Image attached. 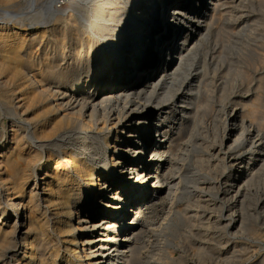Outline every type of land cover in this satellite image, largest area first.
<instances>
[{
    "label": "bare ground",
    "instance_id": "obj_1",
    "mask_svg": "<svg viewBox=\"0 0 264 264\" xmlns=\"http://www.w3.org/2000/svg\"><path fill=\"white\" fill-rule=\"evenodd\" d=\"M65 1L0 0V117L11 118L0 128V264H135L157 215L176 218L188 154L180 160L174 151L198 144L211 65L202 50L223 1ZM98 2L107 8L100 19L88 13ZM245 84L220 90V129L199 142L224 164L216 198H229L222 210H234L203 233L216 244L201 242L197 255L213 264L243 246L235 236L233 250L223 251L230 239L221 230L238 232L248 184L264 176L263 86Z\"/></svg>",
    "mask_w": 264,
    "mask_h": 264
},
{
    "label": "rangeland",
    "instance_id": "obj_2",
    "mask_svg": "<svg viewBox=\"0 0 264 264\" xmlns=\"http://www.w3.org/2000/svg\"><path fill=\"white\" fill-rule=\"evenodd\" d=\"M59 1H60L58 3L59 5H62V4H63L62 6L67 5L65 0H63V1L59 0ZM222 1H223V6H221V8L219 9V11L221 10L220 12H222V13L219 14V16L222 17L221 19L219 18L221 21H218L215 24V27H214L209 39L205 43V48L206 49L202 50V52L204 54H207V59H208V61H209V63L211 65H210V68H209V70H210L209 72L210 73L208 74L210 87H209V92H206V93H208V97H207V95H206V97L204 96L205 97L204 100L206 101L205 102L206 104L204 103L203 109H202V112H201L204 115V117H203V120H202V116L203 115L200 114L201 116H199V117H201V118H200V120L198 122V127H200V128H198V130L196 132V134H197L196 137L198 139V142H197L198 144L197 145H195V144L194 145H190L188 147L190 149H186V150H182V149L187 148V147H184L183 145H180L181 146V147L179 146L180 149H176V147H175V151H174V152H176V156L178 155L179 159L183 158L184 156H187V154H188V159L184 162L185 165L183 166L182 170H180V172L177 174V175H179V174L182 175L184 178L185 177L186 178L188 177V178H187V180H185L186 178L185 179L183 178L181 183L179 184L180 193H181L180 194L181 195L180 196L181 200H178L175 203L174 210H172V213H171V215H174L176 218H174V219L172 218L171 219L170 217H168L170 215V213L167 214L168 216H166V215L164 216L162 213H159L161 216L157 215V218L155 219V222L150 224L151 225V226H149L150 228H148L147 231H146V234H145L143 242H142L143 244H142V247H141V249H142L141 250V255H140L141 257L137 260V262L135 264H154V263H156V264H191V263L192 264H197V263L198 264H213L212 263L213 260L210 259V256L200 257L199 255H197V254H199V249H200L201 244L205 240H207V242H211V245L212 244H216V242H214L213 239L212 240L211 239H205L203 237V233H208V232L209 233H214V232H216L215 225L214 224L211 225L210 222L215 221L222 214L225 215L227 218H229L230 213L234 212V210H231V211L228 210L229 212L226 211V210L225 211L222 210L223 206H225V202L229 203V201H228L229 198H224L223 202L216 198L217 197V189L219 188V186L217 185L216 182L219 180L218 177L221 174V172L224 171V164L221 161H215L212 158L211 153L208 152L209 150L207 148H205V146L202 145L199 142H202L204 140L212 142L214 140V137H212L211 135H213L214 131H216V130L218 131L220 129L219 128V123H220V120L221 121L223 120V117L221 119V114H220V108H221L220 106L223 103V99L220 96L222 94V91H220L222 88H225V86H226V88L228 90L227 92L231 93L234 90L238 91L237 89H235V87H232L233 84H238L240 86L241 83H244V85L246 86L245 83L247 82V85L250 84L251 87H254V88H252L253 90H255L257 88L256 87L257 85H259V87L263 86V89L262 88H258V89H260L258 92H259V95L261 94V96L262 95L264 96V94H263V92H264V81H263V79H264V63L262 64V62H264L263 61L264 60V2H262L263 0H239V1L238 0H229V1L228 0H222ZM99 3L100 2L97 3L98 5L96 3L95 4L91 3L92 5L89 4V6H88V7H90V8H88V13L90 12L92 18L95 17L97 19H100L101 15H102V13H101L102 10H103V13H104V11H106V9H107L106 6H104L101 3L99 4ZM1 5L2 4H0V6ZM96 7L99 9L100 12L97 10ZM231 11H233V12H231ZM250 13H252V14H250ZM218 26H219V28H217ZM257 26H259V27H257ZM236 29H238V30H236ZM242 31L243 32L245 31V32L243 33ZM238 34H241V36L238 35ZM256 35H258V36H256ZM259 35H260V37H259ZM234 37H235L236 40H234ZM237 38H239V39H237ZM255 38H257V39L255 40ZM252 41H254V42L252 43ZM245 42L247 43L248 46H246ZM248 43L251 44V45H249ZM225 46H227L226 49H224ZM221 47L223 49H220ZM214 48H216V49L214 50ZM234 48H236V50ZM248 48H250V49H248ZM221 50H223V51H221ZM208 51H210V52H208ZM220 52H222V53H220ZM235 53H236V57L234 55ZM255 53H258V54H255ZM211 54H213V56ZM227 55H228V57H227ZM225 57H226V59H225ZM218 58H219V60H218ZM228 58H230V59H228ZM210 60H211V62H210ZM215 60H216L217 63L215 62ZM220 60L222 61V63H225V62L226 63L221 65L222 63H221ZM234 60L236 62H234ZM228 61L231 62V63H227ZM252 61H254L256 65ZM235 63H236V65H235ZM216 64H218V65H216ZM229 64H231V66L233 65L234 68L236 66L235 70ZM240 64H242V65H240ZM261 64H262V66H261ZM216 66H217L218 69H216V70L214 69V71H213V68H215ZM227 66H229V67H227ZM253 66L254 67L256 66L254 68V70H253ZM261 68H262V71H261ZM231 69H232V71H231ZM226 70L227 71L229 70V71L226 72ZM224 71L227 73V76H226V73ZM244 71H246V72L248 71V73H246ZM242 72H244V74ZM220 73H222V74H220ZM238 74L239 75L241 74V76H239ZM248 74L252 75V77H250L251 80L248 79L249 81L246 80V76ZM230 75H232V76L230 77ZM222 76H223V78H221ZM238 76L240 78L242 77L243 79L242 78L240 79ZM218 78L222 79V82L219 81ZM229 79H230V81H229ZM235 79H237V80H235ZM241 80L242 81L244 80V81L242 82ZM223 81L225 83H223ZM256 82H257V84H255ZM240 87L242 88V86H240ZM240 92H241V90H239V93ZM263 96H262V98L264 99ZM218 97H220V98H218ZM213 99H216V102H215V100L212 101ZM263 102H264V100H263ZM212 107H214V108H212ZM210 109H211L212 112L210 111ZM262 110H264V109H262ZM214 112H216V113H214ZM210 118H212V119H210ZM201 120H202V122H201ZM208 120H210V121H208ZM10 121H11L10 117H5V116L4 117H0V128L3 130V126L9 127ZM218 121H219V123H218ZM180 123H181L180 120H178L174 124V126H175L174 127V133H176V131L177 132L179 131L180 126H181ZM212 129H213V131H212ZM172 132H173V130H172ZM196 149H199L200 151H198ZM187 151H188V153H187ZM178 152L181 153V154H179ZM206 155H207V159L205 158ZM191 157H193V158H191ZM199 157H201L202 160ZM195 162H196V164H195ZM192 163H194V164H192ZM212 166L214 168H212ZM194 169H196V170H194ZM214 169H216V170H214ZM187 170L189 172H187ZM184 171H186V174H184L185 173ZM187 173H188V175H187ZM215 173H218L219 175L215 174ZM195 175H196V177H195ZM214 175H217V176H214ZM263 177L264 176H262L260 178H257L255 180H253L251 183H249L248 187H247V191L243 195L244 198L242 197V202L240 203L241 205L238 206V209H239V212L242 215L243 219H242V223H241V226H240L238 232L235 233V231L231 230L230 228H224L223 230H221L222 234L226 238L230 239L229 240L230 242L223 247V249H222L223 251L233 250L232 244H233V241L236 239L235 236H238L239 239L238 238L237 239L240 240V242H242L241 244L244 243L243 246L240 244L241 246H239L240 249L238 248V252H237L236 258L231 259L230 261H228V262H226L224 264H245V263H247V264H259V263L260 264H264V261H263L264 260V258H263L264 257V202L261 200L262 194L264 193V189H263L264 188L263 187L264 186V178ZM189 178L190 179L192 178V181H194V182H191ZM188 179H189V181H188ZM214 179H215V181H214ZM195 180H197V181L200 180V181H202V183L200 181H199L200 182L199 183V182H197ZM185 181H186V183H185ZM205 181H206V183H205ZM188 182H190V183H188ZM194 183H197V184H194ZM208 183H209V185H208ZM214 183H215V185H214ZM212 187H214L213 190H212ZM186 188H188L187 190L189 192L186 190ZM253 191H254V193H253ZM184 195L186 197H184ZM253 195H255V196H253ZM198 198H200V199H198ZM182 199H183V201H182ZM198 200H200L201 202L198 201ZM195 201L198 202V203H195ZM209 201L211 202V204L209 203ZM200 204H201V207H200ZM216 205L219 206V207H217ZM208 206H210V208ZM186 209H188V211L190 213L189 216L192 217V219L190 218L189 222H187V223L182 221V219L184 218L183 211H185ZM240 209H241V211H240ZM166 210H168V209H166ZM192 212H194V213H192ZM197 213H199V214H197ZM225 216H224V218H225ZM206 217H207V219H206ZM163 218H165V219H163ZM164 221H165V223H164ZM206 222H207V225H205ZM226 223H229V221L226 222ZM208 225H209V227H208ZM157 230H158V232H156ZM252 230H254V231H252ZM232 231H233V233H232ZM258 235H260V236H258ZM159 236H161V237H159ZM145 237H146V239H145ZM166 237L171 239V241H169V239L167 240ZM253 237H255V238H253ZM155 239L157 241H159V242H156ZM158 239H160L162 241H160ZM144 242H146V243H144ZM144 245H145L146 248L144 247ZM152 245H154V246L157 245V246L154 247ZM162 245H164V246H162ZM244 245L245 246L247 245V247H245ZM149 247H152V248H150V250H149L148 249ZM229 248H231V249H229ZM243 248H244V250H243ZM154 249H156V250H154ZM159 251H161V253L164 252L165 256L163 258H160V256H159L160 252ZM151 254H153V255L150 256ZM155 257H157V258H155ZM141 258H143V259H141ZM261 258H263V259H261ZM145 259L148 260V261H146ZM157 259H158V261H156ZM138 261H140V263Z\"/></svg>",
    "mask_w": 264,
    "mask_h": 264
}]
</instances>
